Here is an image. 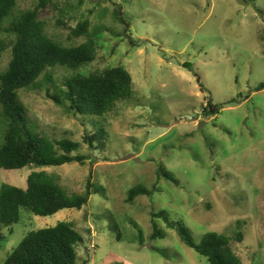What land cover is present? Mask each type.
Wrapping results in <instances>:
<instances>
[{"label":"rangeland","instance_id":"obj_1","mask_svg":"<svg viewBox=\"0 0 264 264\" xmlns=\"http://www.w3.org/2000/svg\"><path fill=\"white\" fill-rule=\"evenodd\" d=\"M37 3L18 0L15 14ZM84 19L97 52L80 73L122 67L133 94L95 127L93 119L54 104L49 84L20 91L37 132L78 142L73 155L87 159L84 165L1 169L0 187L25 190L27 177L42 170L57 176L69 195L85 192L89 176L92 189L103 192H93L79 211L21 212L11 234L3 231L0 264L29 232L59 222L72 223L83 238L79 264H209L163 221L152 222L151 213L159 211L182 222L196 244L209 232L228 238L241 232L242 244L233 245L239 263L264 264V90L256 91L264 82V0H53L39 13L48 37L64 46L87 40L69 33ZM0 40L9 37L0 33ZM9 61L7 49L0 70ZM53 73L59 85L70 74L64 68ZM208 100L220 105L217 115L203 113ZM102 126L107 143L94 151L82 141ZM159 166L179 185L159 179ZM134 186L156 190L129 204ZM153 223L164 239H151Z\"/></svg>","mask_w":264,"mask_h":264},{"label":"trees","instance_id":"obj_2","mask_svg":"<svg viewBox=\"0 0 264 264\" xmlns=\"http://www.w3.org/2000/svg\"><path fill=\"white\" fill-rule=\"evenodd\" d=\"M17 2L0 0V33L9 37V40H0V53L7 49L10 52L7 67L0 70V170L58 168L71 163L84 165L85 156L73 155L80 148L78 142L51 140L37 132L19 92L49 84L46 95L54 104L66 108L74 116L93 119L95 127H100V121L114 111L119 101L132 96L131 75L122 67L81 74V68L91 64L97 52L96 43L89 34V20L84 19L69 32L74 39L87 40L79 45L64 46L48 37L43 22L39 20L40 11L51 5L53 0H38L32 9L16 15ZM120 23L124 24L123 21ZM183 67L189 69L187 64ZM56 68H64L70 73L60 85L54 78L53 70ZM261 90H264V82L256 88V91ZM201 91L205 89L201 88ZM220 108L208 100L203 113L215 116ZM106 140L107 133L102 126L85 136L82 142L94 151H103ZM157 177L179 185V181L162 166L158 168ZM90 179L91 176L86 182L85 192L72 195L59 185L57 176L42 170L27 177L25 190L3 184L0 187V249L6 240L3 231L9 230L11 234L12 226L20 221L21 212L49 217L62 210L79 211L86 207L93 192H103L102 188L93 190ZM155 190V187L149 190L134 186L128 191L126 202L130 204L141 196L151 197ZM151 216L152 222L156 219L163 221L166 228L174 230L188 248L204 257L209 264H240L233 245L242 244L241 232L231 238L209 232L196 244L182 222L171 221L164 211L151 213ZM153 229L152 240L165 238V233L154 223ZM138 234L141 240L139 230ZM82 243L83 238L72 223L59 222L54 227L29 232L2 264H79L77 248Z\"/></svg>","mask_w":264,"mask_h":264}]
</instances>
